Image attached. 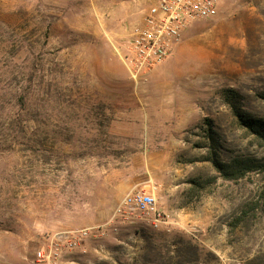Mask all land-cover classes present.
Wrapping results in <instances>:
<instances>
[{
  "label": "rangeland",
  "instance_id": "rangeland-1",
  "mask_svg": "<svg viewBox=\"0 0 264 264\" xmlns=\"http://www.w3.org/2000/svg\"><path fill=\"white\" fill-rule=\"evenodd\" d=\"M153 1L0 0V264L74 229L61 264H264V141L228 104L264 119V0H218L132 68ZM131 190L173 222H127Z\"/></svg>",
  "mask_w": 264,
  "mask_h": 264
},
{
  "label": "built area",
  "instance_id": "built-area-1",
  "mask_svg": "<svg viewBox=\"0 0 264 264\" xmlns=\"http://www.w3.org/2000/svg\"><path fill=\"white\" fill-rule=\"evenodd\" d=\"M217 4L218 0H154L141 20L130 27L125 62L132 68L133 59L139 66L162 62L188 23L214 17ZM116 212L129 223L145 221L155 229L173 222L171 214L156 205L153 195L141 191L128 192ZM86 233V229H74L55 234L47 248L40 246L34 251V261L61 264L62 247L72 250Z\"/></svg>",
  "mask_w": 264,
  "mask_h": 264
},
{
  "label": "trees",
  "instance_id": "trees-1",
  "mask_svg": "<svg viewBox=\"0 0 264 264\" xmlns=\"http://www.w3.org/2000/svg\"><path fill=\"white\" fill-rule=\"evenodd\" d=\"M226 100L229 96L237 97L238 93L234 90L229 89L226 91ZM228 104L232 110L233 115H235L244 126H246L252 133L261 138L264 141V119L252 117L248 112L241 108L240 105H236L233 102Z\"/></svg>",
  "mask_w": 264,
  "mask_h": 264
}]
</instances>
